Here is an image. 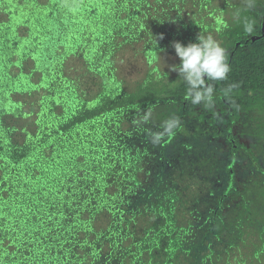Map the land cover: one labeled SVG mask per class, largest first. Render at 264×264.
<instances>
[{"label":"trees","instance_id":"16d2710c","mask_svg":"<svg viewBox=\"0 0 264 264\" xmlns=\"http://www.w3.org/2000/svg\"><path fill=\"white\" fill-rule=\"evenodd\" d=\"M263 13L264 0H0V264H264V163L233 134L248 94L264 95V42L248 38ZM199 34L227 50V79L209 82L221 132L178 75L127 79ZM238 151L258 172L241 185Z\"/></svg>","mask_w":264,"mask_h":264},{"label":"clouds","instance_id":"9594fccd","mask_svg":"<svg viewBox=\"0 0 264 264\" xmlns=\"http://www.w3.org/2000/svg\"><path fill=\"white\" fill-rule=\"evenodd\" d=\"M242 3L244 7L251 9L254 0H242ZM235 18L239 19V13L235 14ZM243 31L246 34L253 33L254 22L245 20ZM160 39L163 37L161 36ZM172 47L180 60V64L172 66L171 71L178 73L179 79H182L187 86L185 99L190 100L194 105L204 103L211 106L214 88L209 82L223 81L227 79L228 73L231 71L226 48L222 47L212 35L204 34H199L195 43H188L185 46L181 42H173ZM236 87L235 84L229 85L228 88L224 89V94L228 95ZM152 115L153 110L149 107L133 123L136 125L146 124ZM179 125V118L166 119L161 131L149 133L151 143L160 144L165 136L173 134Z\"/></svg>","mask_w":264,"mask_h":264},{"label":"rangeland","instance_id":"374dc122","mask_svg":"<svg viewBox=\"0 0 264 264\" xmlns=\"http://www.w3.org/2000/svg\"><path fill=\"white\" fill-rule=\"evenodd\" d=\"M261 42H264V38L261 40ZM243 48L247 49L246 47ZM179 64L180 60L176 54L171 55L160 53L157 61L151 65L128 70L126 73H128L130 77L127 76V79L132 85H134L141 80L144 71L152 70L155 67H157L158 72L160 73H169L172 76L178 75V73L171 71V67ZM261 100L264 103V95L262 94H248V101H253L257 104L250 109H245L238 112V120L236 121L233 134L235 135L239 144H242L248 148L251 151V154H253L260 161V163H264V107L260 105ZM203 105L204 103L196 105L197 113L202 111ZM212 106L211 112L206 113L205 116L213 119L215 124L208 130L213 132H221L222 125L225 126L224 123L229 119V116L224 111L225 108L223 106H220L219 104H213ZM205 125L206 124H204V127H201V129L206 128ZM256 134L261 136L252 137ZM213 144L215 147L217 146V149H219L222 153V163H226L227 153L230 150L228 144L224 140L215 142ZM236 157L238 161L234 168L235 180L238 185H241L242 183L248 182L250 173L258 172L252 168L251 158L249 155H247V153L238 151L236 153Z\"/></svg>","mask_w":264,"mask_h":264},{"label":"flooded vegetation","instance_id":"af4514ba","mask_svg":"<svg viewBox=\"0 0 264 264\" xmlns=\"http://www.w3.org/2000/svg\"><path fill=\"white\" fill-rule=\"evenodd\" d=\"M259 22H258V24H260V35H261V31H262V24L264 23V13L261 15V17L259 18V20H258ZM259 34H252V35H249L248 36V38H249V41L251 42V43H254V42H252L251 41V37H257V36H260ZM264 38V37H263ZM262 38V39H263ZM261 40V39H260ZM259 41V40H258ZM257 42V41H256ZM240 46V42H238V43H236V46L235 47H239ZM244 47H246L247 49H250V48H248L247 46H244ZM243 49H245V48H243ZM234 55V52L232 51L231 53H230V56H229V60L232 58V56ZM256 103V102H255ZM257 104V103H256ZM256 104H255V106H256ZM238 120V119H237ZM236 125V124H235ZM237 148V146L236 145H234L233 146V149L234 150H237L236 149Z\"/></svg>","mask_w":264,"mask_h":264},{"label":"water","instance_id":"95a60500","mask_svg":"<svg viewBox=\"0 0 264 264\" xmlns=\"http://www.w3.org/2000/svg\"><path fill=\"white\" fill-rule=\"evenodd\" d=\"M264 37V23L262 24V31H261V35L257 36V37H251V41L252 42H256L260 39H262ZM206 79V78H205Z\"/></svg>","mask_w":264,"mask_h":264}]
</instances>
